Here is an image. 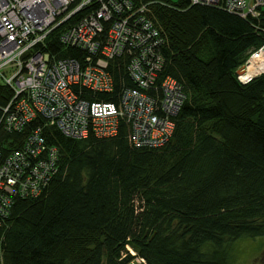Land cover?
Wrapping results in <instances>:
<instances>
[{"label":"trees","instance_id":"16d2710c","mask_svg":"<svg viewBox=\"0 0 264 264\" xmlns=\"http://www.w3.org/2000/svg\"><path fill=\"white\" fill-rule=\"evenodd\" d=\"M132 1L151 2L163 37L157 81L182 87L171 133L136 147L122 120L104 137L45 127L56 170L36 196H15L0 228L1 264H232L235 240L264 236V73L244 84L233 75L264 39V7L241 18L187 0ZM48 50L78 54L56 40ZM122 59L109 61L111 91H74L116 103L136 87Z\"/></svg>","mask_w":264,"mask_h":264},{"label":"built area","instance_id":"2783aa9c","mask_svg":"<svg viewBox=\"0 0 264 264\" xmlns=\"http://www.w3.org/2000/svg\"><path fill=\"white\" fill-rule=\"evenodd\" d=\"M187 1L215 5L241 18L257 17L264 7V0ZM150 3L0 0V228L15 196H36L56 170L57 150L45 143V127L71 138L104 137L113 135L122 120L133 146L157 147L168 139L169 116L184 94L171 77L157 81L164 41L150 18ZM54 40L78 54L54 56L48 50ZM114 57L125 58L136 87L123 88L116 103L80 98L73 86L112 90L108 66ZM262 73L264 39L247 50L233 75L244 84ZM147 88L159 89L160 95L143 91ZM134 261L144 264L138 257Z\"/></svg>","mask_w":264,"mask_h":264},{"label":"rangeland","instance_id":"374dc122","mask_svg":"<svg viewBox=\"0 0 264 264\" xmlns=\"http://www.w3.org/2000/svg\"><path fill=\"white\" fill-rule=\"evenodd\" d=\"M230 251L232 264H264V236L239 238L231 244Z\"/></svg>","mask_w":264,"mask_h":264}]
</instances>
